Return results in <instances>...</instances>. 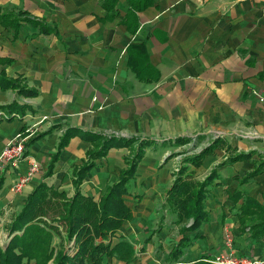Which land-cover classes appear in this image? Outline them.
I'll return each mask as SVG.
<instances>
[{
  "label": "crops",
  "instance_id": "crops-1",
  "mask_svg": "<svg viewBox=\"0 0 264 264\" xmlns=\"http://www.w3.org/2000/svg\"><path fill=\"white\" fill-rule=\"evenodd\" d=\"M0 7L26 10L59 32L30 37L37 28L24 23L14 40L13 30L0 24V58H14L0 70L24 76L30 87L40 91L26 98L14 90H0V105L16 99L32 106L20 120L0 123V152L23 126L42 132L63 125L36 140L19 168L5 171L11 174L0 191L1 196L7 194L3 204L31 159L40 161L42 168L27 185L29 192L44 179L50 154L67 126L143 136L157 142L141 160L134 182L136 192L144 196H125L134 202V216L113 235L114 242L131 241L137 257L130 263L113 258L108 264H210L216 255L231 250L264 258V237L253 238L248 228L241 229L238 210L243 198L234 196L242 191L264 201V172L240 183L253 168V160L220 168V183L205 204L209 219L197 230L185 232L191 244L175 263L167 257L184 235L181 226H189L192 220L176 224L175 214L162 208L182 160L167 156L184 150L163 146L165 140L194 137L196 146L205 144L203 149L220 139L221 146L205 163L192 166L206 170L198 179L227 158L228 146L264 154V105L258 97L264 94V0H154L138 13L140 26L135 34L122 22L127 0H119L111 20L104 19L108 11L103 0H0ZM143 41L160 70L154 82L139 80L127 65V47ZM90 145L79 135L73 137L46 181L71 194L74 167L81 164ZM128 151L113 147L98 159L83 182V191L99 199L117 181ZM227 235L232 237L231 245Z\"/></svg>",
  "mask_w": 264,
  "mask_h": 264
},
{
  "label": "trees",
  "instance_id": "trees-1",
  "mask_svg": "<svg viewBox=\"0 0 264 264\" xmlns=\"http://www.w3.org/2000/svg\"><path fill=\"white\" fill-rule=\"evenodd\" d=\"M127 2L129 7L122 22L131 34H135L140 26L138 13L151 6L154 0ZM118 3L119 0H103V6L108 11L104 19L114 18ZM24 23H30L37 28V32L29 35L30 37L41 33H59L56 26L52 27L42 19L31 17L26 10L0 7V24L13 30L14 40L19 37ZM126 51L127 65L139 80L146 82L159 80L160 70L150 60L146 41L131 43ZM13 62V57L0 58V65H9ZM0 90H14L19 96L26 98L38 96L40 93L39 89L29 86L24 76L12 77L5 68L0 70ZM31 109L29 103L16 99L0 105V110H5L9 115L7 121L14 120L11 113L25 115ZM4 120L0 118V123ZM61 128L63 125L57 124L42 132L35 131L25 143V156L36 140ZM20 133L26 135V126H23ZM77 135L90 141L91 145L81 164L74 167L72 176L74 191L70 195L69 191L50 185L46 178L54 174L63 150ZM192 140L191 137H175L165 140L162 145L177 147ZM156 144L154 139L143 136H124L67 126L60 135L55 151L50 154L44 173L45 180L40 181L27 194L21 209L6 225L8 241L5 244L0 242V264H108L113 258L126 263L134 261L137 251L133 243L126 239L114 242L113 235L134 216L133 208L127 203L125 196L133 195L138 199L144 196V192L133 191V185L141 160L146 156L148 148ZM219 146L220 139L216 138L202 151L182 156L178 170L174 171L173 183L166 190L162 208L175 214L174 223L181 224L185 220H192L189 226H181L184 235L169 252L167 261L170 263L177 262L191 244V239L185 232L197 230L209 219V211L205 204L212 190L220 183L221 167L237 161L253 160V168L240 179V183L249 182L264 172L263 153L238 152L236 148L228 146L233 153L216 165L207 176L203 179L193 176L194 169L191 167H200L205 158ZM113 147H126L129 150L124 155L125 165L117 181L109 185L99 199H96L83 191V182L96 166L97 160L106 157ZM177 153L173 151L167 159ZM255 154H259V158H254ZM5 181L6 176L2 174L0 190ZM234 196L237 200L243 198L238 210L241 229L248 228L253 238L264 237V201L242 191L236 192ZM1 214L3 211L0 209Z\"/></svg>",
  "mask_w": 264,
  "mask_h": 264
},
{
  "label": "built area",
  "instance_id": "built-area-1",
  "mask_svg": "<svg viewBox=\"0 0 264 264\" xmlns=\"http://www.w3.org/2000/svg\"><path fill=\"white\" fill-rule=\"evenodd\" d=\"M258 97L260 102L264 105V94L258 93ZM0 115H3L4 119H7L9 116L4 112H1ZM13 117L17 118L20 117V115L16 114V116L13 115ZM25 143L26 139L21 133H19L14 138L9 139L5 143L0 152V176L9 168H19L21 162L26 157ZM41 168L42 164L40 161L31 159L28 170L19 175L18 178L12 183L10 187L11 191L15 193H21ZM231 242L232 237L227 235V243L231 245ZM211 262L213 264H264V258L240 254L231 250L228 253H220L216 255L211 260Z\"/></svg>",
  "mask_w": 264,
  "mask_h": 264
},
{
  "label": "rangeland",
  "instance_id": "rangeland-1",
  "mask_svg": "<svg viewBox=\"0 0 264 264\" xmlns=\"http://www.w3.org/2000/svg\"><path fill=\"white\" fill-rule=\"evenodd\" d=\"M12 77H14V76H12ZM16 77H18V76H16ZM1 112L7 113L5 110H0V114H1ZM16 114H17V112H13V113H11V116H13V115L16 116ZM0 118H3V115L2 116L0 115ZM20 118H21V115H20V117H17V118L13 117V119H19V120H20ZM34 132H35V130L33 128L26 127V135H24L26 141H28V139L32 136V134ZM191 138L193 139L191 142H188V143L183 144V145H179L181 147V149H184L185 152H183V151L180 152L178 150L174 151L175 153H177V152H180V153H177V155L172 156L171 158H173L174 160L180 162L182 156H185L186 154L197 153V151L200 152V151H202L205 148L204 147L203 149H200L205 144L202 143V144H199L198 146H196L197 145V144H195L196 143L195 142L196 139L194 137H191ZM229 151H230V153H233L232 150H229ZM256 155H257L256 158H259V154H255L254 156H256ZM168 156H167V158H168ZM177 157H178V160H177ZM23 162H24V160L21 162V165H22ZM176 167L177 168L175 169V171L178 170V166H176ZM191 168L194 169V172H192V175L195 176L196 178H202L206 174V170H204V169H195L193 167H191ZM9 169H11V168H9ZM10 174H11V171L4 173V175L6 176V179H7V183L10 182ZM27 187L28 186H26L25 189L21 193L20 192L19 193L12 192L11 189L9 188L8 191H11L12 195H10V197H8L9 200H6L4 204L1 201L4 200V199H7L6 198L7 194L1 196V193H0V209L3 211V214L0 215V242L2 244H5L8 241V239L5 237L6 233L8 232L7 228H6V225H7V223L11 222V220L15 216V214L21 209V207H22V205L24 203V200H23L22 196L27 194V193H29V189L30 188L29 187L27 188ZM60 189H62V188H60ZM135 189H136V186L133 185V191L136 192ZM141 189H143V187H140V190ZM63 190H66V188L63 189ZM22 201H23V203H22ZM126 201L128 203H131V207L133 208V205H134L133 203L134 202H132V200H130L128 198L126 199ZM187 221H189V220H187ZM116 239L117 238L113 239V241H115Z\"/></svg>",
  "mask_w": 264,
  "mask_h": 264
}]
</instances>
